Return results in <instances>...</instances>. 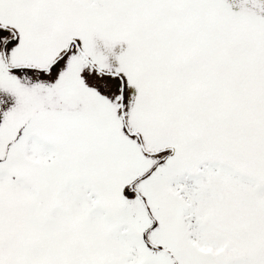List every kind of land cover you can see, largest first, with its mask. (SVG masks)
<instances>
[{
  "label": "snow or ice",
  "instance_id": "1",
  "mask_svg": "<svg viewBox=\"0 0 264 264\" xmlns=\"http://www.w3.org/2000/svg\"><path fill=\"white\" fill-rule=\"evenodd\" d=\"M0 264H264V0H0Z\"/></svg>",
  "mask_w": 264,
  "mask_h": 264
}]
</instances>
